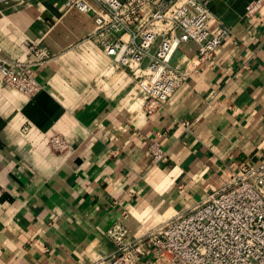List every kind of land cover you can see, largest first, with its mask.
<instances>
[{
	"label": "crops",
	"instance_id": "obj_1",
	"mask_svg": "<svg viewBox=\"0 0 264 264\" xmlns=\"http://www.w3.org/2000/svg\"><path fill=\"white\" fill-rule=\"evenodd\" d=\"M64 1L0 5V59L31 66L43 86L28 97L0 76V264H92L114 252L113 224L128 240L147 234L264 161V0L211 2L228 35L151 118L144 90L83 42L92 21ZM27 40L54 58L37 64ZM55 136L72 152L55 153Z\"/></svg>",
	"mask_w": 264,
	"mask_h": 264
},
{
	"label": "built area",
	"instance_id": "obj_2",
	"mask_svg": "<svg viewBox=\"0 0 264 264\" xmlns=\"http://www.w3.org/2000/svg\"><path fill=\"white\" fill-rule=\"evenodd\" d=\"M34 0H0L23 6ZM213 0H65L67 12L89 18L93 29L83 40L105 54L114 68L129 74L144 90L143 109L151 118L199 66L211 60L229 30L210 10ZM261 2L247 8L252 15ZM197 53L184 66L174 60L181 46ZM25 55L37 64L54 57L40 41L24 42ZM4 85L33 97L43 86L31 66L0 59ZM55 153L66 156L72 146L50 139ZM154 161L166 159L156 145ZM106 237L114 252L92 264H264V161L244 165L226 176L201 202L166 220L147 234L128 240L121 223Z\"/></svg>",
	"mask_w": 264,
	"mask_h": 264
}]
</instances>
